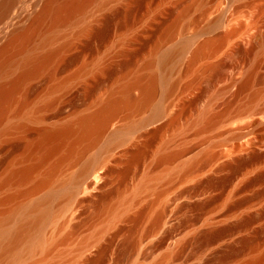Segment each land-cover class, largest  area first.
<instances>
[{
    "label": "rangeland",
    "instance_id": "rangeland-1",
    "mask_svg": "<svg viewBox=\"0 0 264 264\" xmlns=\"http://www.w3.org/2000/svg\"><path fill=\"white\" fill-rule=\"evenodd\" d=\"M44 2L10 1L0 21V48L13 30L32 22ZM186 7L171 36L160 39L158 29ZM261 10L264 0H94L57 30L47 48H38L35 39L36 54L69 45L27 81L0 125V186L13 172L40 164L28 180L13 177L0 188V264H244L263 253L264 158L229 165L264 152V17L263 37L246 44L258 32L250 22ZM123 13H129L128 28ZM212 39L219 40L217 52L192 63L199 46ZM152 60L154 68H143ZM20 71L15 67L0 84ZM151 72L157 85L146 105L139 102L142 89L133 87L129 95L136 103L116 112L105 134L83 139L74 132L40 163L55 144L43 143L39 130L75 126ZM250 73L252 81L240 88ZM25 92L28 104L19 113ZM49 101L55 105L44 108ZM210 119L214 124L206 128ZM157 121L159 127L151 126ZM25 141L32 143H26L29 150ZM164 155L174 157L158 164ZM95 167V189L85 191L81 176ZM107 169L113 170L107 196L90 201L102 192ZM44 179L47 186L34 190ZM148 179L152 184L142 187ZM41 213L36 226L9 240ZM210 234L216 241L206 238ZM254 245L259 249L253 253Z\"/></svg>",
    "mask_w": 264,
    "mask_h": 264
},
{
    "label": "bare ground",
    "instance_id": "bare-ground-1",
    "mask_svg": "<svg viewBox=\"0 0 264 264\" xmlns=\"http://www.w3.org/2000/svg\"><path fill=\"white\" fill-rule=\"evenodd\" d=\"M1 1H3V3L1 2L2 7H0V21L8 15L9 9H10V8H8L9 7L8 5H9L11 0H1ZM12 1H14V0H12ZM93 1L94 0H67V1L45 0V2L42 5V8L36 13L35 17L33 18L32 22L29 23V25H27L23 28H18V30H13L14 32H12V33L9 31L11 34L9 33L10 36H9L8 40L0 48V57L2 58V56L9 54L14 48H15V50L13 52H11V54L8 57H6L2 63H0V79L3 78V76L5 77L7 75V73H9L15 67H18V66L21 67V71L17 75H15L14 77L8 79L6 82L0 84V125L3 124V122L5 121L8 110H10L9 108L14 106V104L17 102V99L19 98L18 96L20 95V92H22V89H23L24 85L27 83V81L30 80L31 78L37 76L38 74H40L45 69L49 68L50 67L49 65L53 64L59 58V55L62 53V51H64L69 45V44L68 45L64 44L60 47L58 46L59 48L57 47L55 49H47V50H44V51L36 54V53H34L35 48L32 47L35 39L38 40V45H37L38 48H40V49L47 48L48 46H50L52 44V42H54L56 40V38L58 36L57 30L62 26H65V25L72 23L77 17H79L83 13H85L84 11H85L86 7L90 3H92ZM101 5H102V3H101ZM181 10L179 11L178 14L175 13V16L176 15L177 16L175 17V19L174 18L172 19L173 20L172 22H170L168 25L165 24V26H162L160 29H158L157 35H159L160 39L167 38L173 32L178 21L181 18H183L186 15V13L188 12V7L184 8L182 11ZM128 15H129V13H127V14L123 13L124 18H126L125 19L126 21L124 20L125 22H123V24H122L123 28L124 27L128 28V26L130 25L129 24L130 20L127 19ZM263 17H264V10H261L260 14L258 16H256L253 20H251L250 26L256 27L254 31L258 30V32H255L256 34H254V35L251 34L248 36V38L246 39L247 45L252 44L254 46L255 42H259V39L263 37V34L261 33L262 31L260 32V30H259V28H261V26L259 27V24L262 22ZM80 20H82V19H80ZM14 29H15V27H14ZM81 31L88 32V28H87V31H86V28H84ZM81 31H80V33H81ZM101 33H103V32H101ZM156 39H158V38H156ZM159 45H160V43L153 45V47H152L153 48L152 49L153 54L156 53ZM219 46H220V43H219L218 39L217 40L212 39V40H207V41L203 42L199 46L198 50L195 51L194 56H193V60L191 58V60H192L191 62L193 63V61L196 60L198 57H200V55H203V54L211 55L213 52H217L216 50L218 49ZM244 50H246V49H244ZM169 54L171 55L172 53L170 52ZM170 57L171 56H169V58ZM167 60H169L168 56L164 57L161 60L160 66L162 65V67L164 68V64L167 62ZM129 66H131L130 62L123 63V65L121 67L122 68H128ZM154 66H155V61L152 60V61L147 62L145 64V67H143V68H146V69L148 68L149 70H151L152 68H154ZM216 66L215 65H209L208 69H214ZM257 69H255V70H257ZM82 71H83V69L81 70V72ZM77 74H79V73H77ZM51 78H52V76H51ZM157 78H158L157 73H155V72H151L147 77H144V76L136 77L135 80L130 85L126 86L123 89V92L120 93L121 95H119L118 97H114L113 96L114 94L112 95V97L109 96V98L104 101V103L102 104V106L100 108H98L94 112L90 113L89 115L80 118L78 120V123L75 126L64 125V126H61L58 128H53V129L52 128L51 129L50 128H42L41 130H39L40 131L39 136L40 135L42 136L41 140L43 143L46 142V143H48V145H50L49 143L55 144V145L51 146V148L49 150H47V153L45 154V156H42L43 158L41 159L40 163L45 162L50 157V155H52L53 153H55L57 151V149L59 148L60 145H64L62 140L64 138L66 139L67 136H70L74 132L79 133L81 135L80 137H82L83 139L84 138L89 139V137L94 138V139H98L103 133L105 134L106 131L108 130L109 121H110L111 117L116 112H118L120 109H122L123 107L125 108L126 106L132 105V103H136V102H133L132 97H130L131 95H129L130 91L133 87L139 86L142 89V94H141L142 100L139 102L143 106L146 105L151 100V98H153V96L155 94L156 85H157ZM251 78H252V74L250 73L249 76L246 78V80L242 83V87H240V88L244 89L250 83V81H252ZM65 83L67 84V82H65ZM52 90H53V88H52ZM24 94H25L24 97L22 98V100L19 103L20 104L19 109H18L19 113L22 112L24 107L28 104V100H29L28 99L29 96H27L28 93L25 92ZM54 101L47 102L44 108L53 107L55 105ZM135 101H137V99H135ZM133 106H135V104ZM133 106H131V107H133ZM41 107H42V109H44L43 106H41ZM38 110H40V109H36V111H38ZM247 111H249V110H247ZM18 112H16V114L19 115ZM36 114H38V112ZM245 114H247V113H245ZM253 121H254V125L259 126L261 120L259 121L258 119H256ZM217 122H220V121H217ZM213 124H214V121L210 119L205 124V127L208 128V127L212 126ZM22 126L23 125L19 126L18 128H20V127L22 128ZM157 132H159V129H157L156 131H154L152 133L156 134ZM41 140H38V141L41 143ZM28 142H30L29 138H28ZM56 142H57V144H56ZM26 143H27V141H25L24 145H22V146H26L28 148L27 145L32 144V143H27V145H26ZM46 147H48V146H46ZM29 148H28V150H29ZM36 150H38V149H36ZM67 152H68V150H67ZM69 152H70V150H69ZM32 155H34V154H32ZM172 158H171V156H165L164 155L160 158V161L158 162V164L159 163H165L166 161H168ZM261 158H264V152H262V153H256V152L252 153L251 152V154L248 155L247 158H240L238 160H235L233 163H230L229 165L231 167L237 168L241 163H244L247 161L250 162V161H254L257 159H261ZM39 166H40V164L33 165V166H27L25 168L23 167L20 170H17L16 172H13L11 174V176H9L8 179L4 180L5 182L2 183L0 188L4 187V185L9 184L10 183L9 180L12 179L13 177L19 178L20 181L28 180L33 175V173L37 170V168ZM95 168H97V167H95ZM91 169H93V168L85 170V172L83 173V175L81 176V179H80L82 182H84L83 180H85L87 173ZM112 172H113V170H109V169H107L104 172V183L99 186V190L102 192H100L98 195H96L94 197L92 196L93 198L89 199L90 201H95V200L101 201L107 196V191H105V189L109 185V182L106 179H107L108 175H110ZM178 173H179V171H178ZM96 178H98V175H96ZM156 178L159 179V177H156ZM149 183H151L150 179H148L143 184L142 187H144V188L147 187ZM47 184H48V179H44L37 184V186L34 188V190L43 188V187L47 186ZM154 185H155V183H154ZM138 187H140V186H138ZM103 189H104V193H103ZM12 198L8 197L7 199L5 198L4 200L10 201V199H12ZM34 211L35 210H33V212ZM43 216H44V213H41L37 217L30 218V219L26 220L18 228V230L15 232V234L9 238V240H11V241L17 240L30 227L36 226L40 222V220ZM162 218H163L162 214L159 215L157 218H155V226L160 224ZM212 236H213V234H210L209 236H206V238L208 239V238H211ZM212 238H214V237H212ZM215 241H216V239H215ZM207 243H208V241H207ZM258 249L259 248L257 245L251 246V248H250V250L253 251V253L255 251H257ZM103 250L104 249H102L100 251V253H103ZM244 264H264V252L259 254V255L252 256Z\"/></svg>",
    "mask_w": 264,
    "mask_h": 264
},
{
    "label": "water",
    "instance_id": "water-1",
    "mask_svg": "<svg viewBox=\"0 0 264 264\" xmlns=\"http://www.w3.org/2000/svg\"><path fill=\"white\" fill-rule=\"evenodd\" d=\"M158 122L159 121L153 123L151 126H154L155 128L159 127ZM98 172H99V168L97 167L95 169L94 168L91 169L87 173V175H86V183H85V186L86 185L87 186L85 188V191L88 190V189H90V190H94L95 189V182H94V180L96 178V175H98Z\"/></svg>",
    "mask_w": 264,
    "mask_h": 264
}]
</instances>
